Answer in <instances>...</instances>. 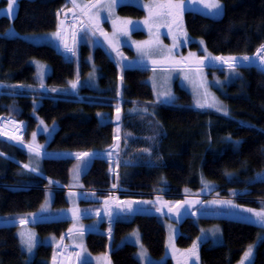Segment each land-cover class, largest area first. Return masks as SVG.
Here are the masks:
<instances>
[{
    "label": "trees",
    "instance_id": "1",
    "mask_svg": "<svg viewBox=\"0 0 264 264\" xmlns=\"http://www.w3.org/2000/svg\"><path fill=\"white\" fill-rule=\"evenodd\" d=\"M222 1L225 12L220 19L187 11L184 17L189 34L202 37L215 54L257 53L264 45V0ZM7 3L8 0H0V7ZM18 3L14 19L0 17V119L17 118L25 123L26 130L25 142L0 133L3 154L0 155V222L20 219L21 215L38 210L49 192L55 195L51 209L67 207L70 204L66 194L70 187L110 190L119 186L148 194L144 196L160 193L181 197L196 194L213 182L218 185L213 195L219 198L264 201V182L257 178L258 173L264 174V72L257 66L240 68L241 83L231 85L226 96L227 115L214 108L194 106L191 95L183 89H178L181 94L178 102L156 101L152 87L144 80L147 71L128 66L121 71L102 45L94 50L95 63L102 75V90L81 87L72 93H61L42 89L36 81L33 59L51 64L50 86H64L76 76L78 56L85 68L84 58L90 48L83 44L80 54L77 52V34L75 55L65 54L59 41L50 35L58 30L59 19L72 9L67 0H19ZM118 10L124 16L144 15V10L131 4H123ZM11 25L21 33L44 34L51 44L2 35ZM16 84L31 87H12ZM102 114L107 118L104 122ZM33 133H36L34 141ZM237 140L239 145L235 143ZM30 144L40 146L39 157L29 151ZM82 152H95L98 157L92 160L81 186L74 187L70 169L75 154ZM37 161L42 173L23 168L29 163L36 166ZM116 168L120 169L119 177L114 172ZM230 185L241 186L236 189V195L223 189ZM51 186L59 188L49 189ZM246 187L251 190L241 193ZM98 195L114 197L111 193ZM81 203L91 205L97 201L81 200ZM120 205L125 207L122 201ZM61 215L37 222L42 216H50L40 214L30 224L42 236L58 242L41 244L32 259L22 247L18 225L0 224V264H57V248L72 230L73 223ZM123 216L116 217L112 239L102 234H86L87 246L93 253H106L109 264H141L136 257V245H118L126 233L138 228L149 253L154 257L164 255L166 229L160 215L134 211L127 218ZM215 222L222 228L223 243H202L201 261L236 264L258 238L260 225L229 218L196 220L195 216H186L180 224L177 244L190 245L200 233L201 225ZM69 238L70 235L66 238L68 243ZM163 264L173 262L168 259ZM253 264H264V240L257 247Z\"/></svg>",
    "mask_w": 264,
    "mask_h": 264
},
{
    "label": "rangeland",
    "instance_id": "2",
    "mask_svg": "<svg viewBox=\"0 0 264 264\" xmlns=\"http://www.w3.org/2000/svg\"><path fill=\"white\" fill-rule=\"evenodd\" d=\"M19 0H17L16 6H15V12L14 16H9L6 9L7 5L0 7V17L6 16L9 17L10 19H14L15 16L17 15L18 12V3ZM124 1L123 3H120V5L123 4H131L135 5L142 10H144V16L142 17H132V16H127L131 19H133L134 24L136 22H139L138 27L134 28L132 30L130 37L127 36H122L119 38L120 41V52L123 53V57L125 58L122 62L120 61V57L117 56L115 51H112L110 45L108 42L104 39V37L99 36L97 34V38L101 39L103 43H105L106 47H109V50L113 54V56L116 58L118 61L119 65L121 68H125L128 66L129 68H139L142 70H146V75L144 80L149 83V85L152 87L154 98L156 101L163 102V98L158 100V94L163 93L165 91H170L172 96L175 97V99L172 102L169 103H175L179 101V98L181 97L180 92L178 89H183L189 92L192 98V103L194 106L200 107V104H204V107H209V108H214L215 107H210L212 103L211 97H215L216 100H218L223 106H225L228 110V104L226 101V96L230 93V86L235 84V83H241L242 79V74H241V67H238L237 70L234 72L230 70L227 66V64H224L221 61H206L204 65H199V67L202 68V72H197L196 68L198 65L196 64V60L199 58H202L208 54H211L213 57H220L223 56L225 58L230 57V56H235V57H243V56H249L253 57L254 60H256V54H215L211 52L204 39L202 37H194L189 34L187 28H186V23H185V13L187 11H193L202 15H206L208 17H211L213 19H220L225 12V5L222 0H220V3L223 6V13L220 16H211L209 14V10L204 7L203 4L201 3H194L193 0H184V12L182 15V20L178 21L176 24L171 25V31H169V27L167 24H164V26H161L159 28V38L162 41L163 45L166 48H172V56L176 60H183V63L181 64H157L153 65L150 60H144L141 62L138 58V53L135 48V43L136 42H142V41H147L149 39H152L155 34H156V29L153 28L152 34L150 35L149 33V28L147 25L143 23L145 18L148 16V12L146 8H143L139 6L137 3V0H122ZM86 2V0H77L78 4H82ZM151 0H140V4H149ZM117 9V10H116ZM115 9V15L111 18H109L107 12H102L101 13V26L103 30L110 35L112 34L109 32V29L106 27V20L105 18H109L111 23L113 19H116L117 17L120 18L119 10L118 8ZM68 21H73L75 25L74 32L77 31L78 26L80 27L78 21L80 20L79 13L77 12L76 15L74 16L73 12L70 11V13H67L65 16ZM62 17V18H63ZM124 19V17H121ZM60 24V21H59ZM113 27V25H112ZM132 27V26H130ZM12 30V34L6 36L5 33H8L9 30ZM114 29V28H113ZM186 33V37L181 35V33ZM76 33V32H75ZM63 34V33H62ZM2 35L6 37H21L26 39L27 41H30L35 44H41V43H48L51 44L49 41V38L45 36L44 34L40 33H21L19 32L14 25H11L9 28L6 29L2 33ZM82 33H78V42H77V52L80 54L81 48L83 44L89 43V44H94V39L90 38L87 40L82 39ZM64 36V35H63ZM173 36L176 37L175 41L173 40ZM73 38V37H72ZM105 40V41H104ZM59 41V40H58ZM176 44L177 47L173 48V44ZM105 45H103L105 47ZM59 46H62V43L59 41ZM73 46V45H72ZM105 47V48H106ZM62 48V47H61ZM107 49V48H106ZM205 49L207 51H205ZM115 52V53H114ZM192 53L194 54L191 58H189V54ZM112 56V57H113ZM113 57V58H114ZM155 59H159L158 56L153 57ZM76 76L72 79L69 80V83L64 86H50L48 84V76L51 73L52 67L51 64L45 60L41 59H33L32 63L36 68V81L38 83V86L42 89H56L57 92L61 93H72L75 89L71 87V82L77 81L78 80V86L76 89L81 88V87H89L91 89L100 91L103 89V86L100 82V77L102 76L99 70L98 65L94 62L95 59L92 57V55H87L84 58V61H87L86 66L82 65V58L80 56L77 57L76 59ZM120 61V62H119ZM258 63V61H256ZM40 65H44V68L41 69ZM211 65H218V66H211ZM95 66V68H93ZM243 67V66H242ZM94 71V76H90V73H93ZM201 81L204 82V86H201ZM219 81V83H217ZM41 83H43V87H41ZM18 88H24V87H31V85H24V84H16ZM205 87L207 88V92L210 94L209 97H205L203 95ZM199 102V103H198ZM165 103V102H164ZM3 121H7L11 126H13L11 131L13 132L12 134H7L8 130L4 129L2 127L1 129V123ZM104 122V120H102ZM26 130V125L24 122L17 118H2L0 119V133L14 139V137L19 136L21 139L18 141L23 142V137L25 134ZM240 142V140H237ZM93 157L91 159H94ZM88 158H84L85 161H87ZM90 163H81L80 164V177L79 180H75L73 177V172L71 176V185L74 187H79L81 186V180L85 173L87 172L88 168L90 167ZM79 161L76 159L73 163V165H77ZM117 169V168H116ZM115 169V170H116ZM41 172V171H38ZM115 172V171H114ZM42 173V172H41ZM238 181V179H237ZM240 181V180H239ZM118 187V186H117ZM218 185L216 183L211 182V184L201 188L200 190L196 191V194H191V195H183L181 197L178 196H166L164 194L160 193H155L151 196H133V195H128L123 196L121 199V195L118 196L115 194V198L111 199L114 201V203L119 204L118 208V216L119 215H126L131 212H124L121 209L120 202L122 201L123 204L125 205V202L129 201H151L152 203H138V204H133V208L135 211L138 208H142L145 210V212L149 211H155V213H159L160 216L162 217V223L164 224V227L166 229V246H165V253L161 257H154L152 256L147 247L143 244L142 242V237H141V232L139 231L138 228L132 229L130 232L126 233L120 240L118 245L123 246L126 243H131L137 246V251H136V257L139 260L141 264H163L166 260L171 259L173 264H183L184 261V253L189 250L194 243H198V254L197 256H193L189 259L188 264H203L200 258V248L202 243L210 241L212 245H219L223 243V232L222 228L219 223H211L209 225H201L200 227V233L193 239V241L190 243V245L186 247H182L177 244V239L178 236L181 233V222L186 216H195L196 220L199 217H205V218H229V219H236V220H242V221H249L251 222L248 217H250L252 214L248 213L245 211L246 209H254V210H260L262 207H264V201H257L255 203H251L248 201H241L236 198H226V197H218L214 196L213 190L216 189ZM59 187L56 186H51L49 189H58ZM241 188L236 187L234 185L230 186H225L223 189H227L232 192H236V189ZM75 188H69L67 189V194L66 197L69 201V206L67 207H58V208H53L51 209V204L55 198V195L52 192H49L45 198V201L43 202L42 206L45 205L47 201V209L42 211V206L33 212L26 213L24 215H21L20 219L16 220H7L4 222H0V224H8V225H18V236L21 241L20 233L25 232V231H31L35 234L36 239L38 241L37 247L33 249V253L29 254L26 250V248L22 245L23 249L27 252L28 257L32 259L36 253L37 249L41 244H49L53 243L58 244L57 241H54L52 238L49 236H42L32 225H30L34 220L29 219L31 214H36V219L39 217L40 214H49L50 216H42L40 217L38 221H46V220H51V219H56V215H61V214H68L70 215L71 219L73 218H78L77 216H74L72 213V209L75 208L78 210L77 215H81L80 210L84 211L85 215H88L87 212H92L93 210L100 209L101 211H104L105 209V201L110 200L108 199L107 195H98L100 194V189L98 188H90L86 189L85 191L88 195L84 196L81 195L83 192L80 189ZM251 190V187H246L241 191L243 192H248ZM94 194V195H93ZM157 197H159V200H157ZM112 198V197H111ZM96 200L97 203L91 204V205H85L81 203V200L87 201V200ZM215 200H231L234 205H239L240 207H229V206H222V205H214L211 202ZM185 201H190L192 203H185L183 207H180L177 202H185ZM110 203V202H109ZM109 205V204H108ZM106 205V207H108ZM163 208V212L157 211V209ZM169 208L173 209L172 211H169ZM93 213V212H92ZM137 213H144L141 210H137ZM179 213V215H177ZM62 218V216H60ZM90 217L89 219H86L82 222V226L85 228L90 229V225L92 221H95L93 216H88ZM113 217V214H112ZM68 218V217H67ZM111 218V217H110ZM27 220L28 222L26 224L20 223L21 220ZM112 221V218H111ZM169 227H171L172 231L170 232ZM109 228H111V233L113 232V225L112 224H107L105 223L104 225V231H109ZM219 228L220 231L213 234L214 230ZM203 230V233L202 231ZM90 233V232H88ZM134 233L139 234V238H137ZM73 236L70 237V243H68L66 240H62L60 246L57 248L58 251V261L57 264H60V257H61V252H70L72 250H76L75 247H78L79 244L75 241L76 239L79 238H86L85 236L82 235H74L73 233L71 234ZM109 235V232H108ZM112 235V234H110ZM171 237V241H170ZM198 237H203L202 242L198 241ZM111 238V236H110ZM112 239V238H111ZM264 240V227L260 226V232L258 238L251 243L249 246L252 247V255L247 259L244 260V264H253L257 247L259 243ZM22 244V243H21ZM141 245H143V248L147 250V257L141 258L139 253L141 251ZM249 246L245 249L243 252V255L241 256V259L236 263V264H241V261L244 259V254L245 252L248 251ZM79 248V247H78ZM85 248V247H84ZM86 249V248H85ZM80 264H83V261L87 258H90L91 256L97 257L99 259L100 264H106V258L107 254L104 252L100 253H88L89 250L86 249L85 252H81L80 248ZM79 253V252H78ZM79 261L78 259L76 260ZM62 264H66L63 262Z\"/></svg>",
    "mask_w": 264,
    "mask_h": 264
},
{
    "label": "snow or ice",
    "instance_id": "3",
    "mask_svg": "<svg viewBox=\"0 0 264 264\" xmlns=\"http://www.w3.org/2000/svg\"><path fill=\"white\" fill-rule=\"evenodd\" d=\"M71 4L73 5V8L70 9V11L73 12L74 16L76 13H79L80 20L78 21L80 27L78 31L82 33V39L87 40L92 37H96L97 34L99 36L104 37V39L108 42L111 49L116 52L117 56L120 57V61L122 62L125 58L123 57V53L120 52V41L119 38L122 36L130 37L132 30L134 28L138 27L139 22H134L130 19H120L117 17L116 19L112 20V25L114 28V32L109 35L107 32H105L101 26V13L107 12L109 18L113 17L115 15V9L117 7V4L120 2V0H86V2L82 4H78L77 0H70ZM194 3H201L204 5L206 9L209 10V14L211 16H220L223 13V6L220 3V0H193ZM17 0H8L7 3V13L8 15L14 16L15 12V6H16ZM137 3L139 6L146 8L148 12V16L145 18L143 23L148 26L150 35L152 34L153 28L156 29V34L152 39H149L147 41L142 42H136L135 48L138 53V58L141 62L144 60H150L153 65L157 64H181L183 63V60H176L172 56V48H166L162 41L159 38V28L161 26H164V24H167L169 27V31H171V25L176 24L178 21L182 20V15L184 12V0H151L149 4H140V0H137ZM57 15L59 16L60 13L58 12ZM63 23V22H61ZM132 26V27H130ZM12 34V30L10 29L8 33H5L6 36ZM52 37L59 40L63 45V52L72 53L75 55V47L76 44V35L77 33H73L72 38V45L70 46L67 40H65L63 34H62V28L58 29L56 32L50 34ZM181 35L186 37V33H181ZM176 37L173 36V40L175 41ZM177 47V45L174 43L173 48ZM205 51H207L205 49ZM194 54L190 53L189 58H191ZM158 56L159 59H155L153 57ZM206 61H221L224 64H227L228 68L232 71H236L238 67L242 66H257L261 71H264V45H261V47L257 50L256 54V60H254L253 57L249 56H243V57H213L211 54H208L202 58H199L196 60V64L198 67L196 68L197 72H202V68L199 67V65H204ZM258 61V63L256 62ZM40 68L43 69L44 65H40ZM95 68V66H93ZM123 71V68L121 69ZM90 76H94L93 73L89 74ZM123 79V76H121V80ZM219 83V81H217ZM78 86V80L71 82V87L73 89H76ZM201 86H204V82L201 81ZM17 87V86H12ZM41 87H43V83H41ZM52 91H57L56 89H52ZM203 95L205 97H209L210 94L207 92V88L205 87ZM163 98V102L169 103L172 102L175 97L172 96L170 91H165L163 93L158 94V100ZM212 103L208 106L215 107L217 111L223 112L225 115L228 114L227 108L223 106L218 100H216L215 97H211ZM199 103V102H198ZM200 107H204V104H200ZM119 106H117V119H119ZM43 123V121H41ZM45 131H47V127L45 126ZM33 141L36 138V133L32 134ZM15 140H20L21 138L19 136L14 137ZM150 139H154L150 138ZM237 145H239V141L235 142ZM29 151L33 154H35L37 157L41 155L40 146L38 145H28L27 146ZM145 152H149V149H145ZM0 155H3L0 153ZM110 155V154H109ZM76 159L79 161L77 165L73 168V177L75 180H79L80 177V164L81 163H90L91 159L93 157H98V154L95 152H82V153H76L75 154ZM84 158H88L87 161L84 160ZM24 169H27L31 172H38L39 171V164L38 161L36 162V166H32L31 163L24 164ZM257 178L264 182V174H257ZM115 188L116 185H113ZM233 195H236L235 192L232 193ZM81 195L87 196V193H82ZM94 195V194H93ZM157 200H159V197H157ZM105 205L109 204V201L106 200ZM138 203H152L151 201H129L125 202V208L124 210L127 212H133L135 209L133 208V204ZM185 203H192L190 201L185 202H177V204L180 207H183ZM212 204L216 205H222V206H229V207H240L239 205H234L231 200H215L211 202ZM264 203V202H262ZM47 209V201L45 205L42 206V211ZM173 209L169 208V211H172ZM72 213L74 216H77L78 210L73 208ZM157 211L163 212V208L157 209ZM248 213H251L252 215L248 217V219L252 223H256L260 225L261 227H264V207H262L260 210H254V209H246ZM179 215V213H177ZM109 217H111V212H109ZM29 219L35 220L36 214H31ZM27 220H21L20 223L26 224ZM111 223V219H110ZM170 232L172 231L171 227H169ZM72 231L71 229L69 230ZM203 233V230H201ZM220 229L217 228L214 230L213 234L219 232ZM83 233L81 232V235ZM111 234V228H109V235ZM134 235L139 238L138 233H134ZM21 237V243L26 248L27 252L29 254L33 253V249L37 247L38 241L36 239V236L31 231H25L20 233ZM203 237H198L197 240L202 242ZM171 241V237H170ZM81 250V252H85L86 249L82 246H78ZM198 254V243H194L192 247L187 250L184 253V261L183 264H188V261L191 257L197 256ZM77 259H80V253L74 254ZM141 258L147 257V250L143 248V245H141V251L139 253ZM252 255V247L249 246V249L244 254V259L241 261V264H244V260H247ZM83 264H87V260L85 259L83 261Z\"/></svg>",
    "mask_w": 264,
    "mask_h": 264
},
{
    "label": "crops",
    "instance_id": "4",
    "mask_svg": "<svg viewBox=\"0 0 264 264\" xmlns=\"http://www.w3.org/2000/svg\"><path fill=\"white\" fill-rule=\"evenodd\" d=\"M67 1H69V3H71L70 2V0H67ZM124 1H122V0H120V2L117 4V7L116 8H118L119 9V7L121 6L120 5V3H123ZM72 5V4H71ZM73 6V5H72ZM117 10V9H116ZM145 15V14H144ZM143 15V16H144ZM121 17H124V19H130V20H132L133 21V19H131V18H129V17H127V16H124V15H120V19H122ZM105 20H106V27L109 29V32H111V33H113L114 32V29H113V27H112V23H111V21H110V19L107 17V18H105ZM77 34L79 33V31H78V29H77V31H75ZM109 34V33H108ZM110 35V34H109ZM93 39H94V44H89V43H86L87 45H88V47L90 48V52H89V54L88 55H92V57H94V50L98 47V46H100V44L102 45V42H101V40H99L98 38H97V36L96 37H92ZM95 62V61H94ZM85 63H88L87 61H85ZM211 66H218V65H211ZM101 74V73H100ZM104 114H102V115H100V117H101V119L102 120H107V118L105 117V116H103ZM90 166V165H89ZM73 168H74V165H72V167H71V169H70V176H72V170H73ZM89 169V168H88ZM125 206V205H124ZM105 210L104 211H101L100 209H96V210H93L92 212H87V214L88 215H85L84 213H86V212H84V211H81L80 210V212L79 213H81V215L77 218V219H75V220H73V219H71V217H70V215H68V214H62L61 216H62V218L63 219H70L71 221H73V223H72V225H71V228H72V233L74 234V235H81V232L83 233L82 234V236H85L86 234H88V232H90V233H95V234H105V235H108V232L109 231H104L103 229H104V225H105V223H110V219L112 218V216H111V218L109 217V212H108V209H107V207H106V205H105V208H104ZM137 210H141V211H143V212H145V210L144 209H142V208H138ZM136 210V211H137ZM134 212V211H133ZM132 213V212H131ZM90 215H93V218H94V220L95 221H92L91 222V225H90V229L89 228H85V227H83L82 226V222L84 221V220H86V219H88V218H90V217H88V216H90ZM129 216V214H126V215H124L123 217L124 218H127ZM68 217V218H67ZM71 236H73V235H71ZM76 242H77V244H79V245H82L83 247H85L87 250H89L88 251V253L90 254V253H93L90 249H89V247L87 246V243H86V238H79V239H76L75 240ZM76 248V250H77V253L79 252L80 253V251H79V248L78 247H75ZM89 262H93V263H95V264H100V262H99V259L97 258V257H94V256H91L90 258H87V264L89 263ZM110 263V259H109V256L107 255V258H106V264H109ZM77 264H80V259H79V261H77Z\"/></svg>",
    "mask_w": 264,
    "mask_h": 264
},
{
    "label": "bare ground",
    "instance_id": "5",
    "mask_svg": "<svg viewBox=\"0 0 264 264\" xmlns=\"http://www.w3.org/2000/svg\"><path fill=\"white\" fill-rule=\"evenodd\" d=\"M60 24H59V29L62 28V33L64 35V38L65 40H67V42L69 43L70 46H72V37H73V33H74V29H75V25L73 23V21H68L66 18H60ZM63 22V23H61ZM101 40V39H99ZM105 41V40H104ZM106 43V42H105ZM101 45V44H100ZM62 49H63V45L61 46ZM106 47V46H105ZM109 48V47H108ZM113 51V50H112ZM111 52V51H110ZM115 53V52H114ZM120 62V61H119ZM122 67V66H121ZM124 68V67H123ZM264 72V71H263ZM78 95V94H77ZM121 125V124H120ZM2 127H4V129L8 130L7 134H12L13 132L11 131V129H13L11 126V124H9L7 121H3L1 123V129ZM120 154V153H119ZM121 167V166H120ZM115 174H117V176L119 177L120 176V169H116L115 170ZM116 176V177H117ZM118 180V179H116ZM120 185V184H119ZM70 188H73V187H70ZM87 188H80V191L82 190V192H85L87 191L86 190ZM116 189L118 190V196H120L122 198V195H136V196H144V195H148L147 193H144V192H138V191H133V190H129V189H123L121 187H116ZM79 190V189H78ZM77 190V191H78ZM89 193V192H87ZM116 194V192H115ZM155 194V193H152V195ZM156 195V194H155ZM109 205H108V208H115L119 206V204H116L114 203V201L110 200L109 201ZM118 211H119V208L117 210V216H118ZM150 213L154 214V215H160L159 213H155V211H151ZM131 214V213H130ZM124 215V214H123ZM70 220V219H69ZM108 224V223H107ZM114 227V224H115V220H112L111 223ZM71 234L72 232H70L69 234H67L65 237H64V240H66L67 236L70 235L71 237ZM112 235H106L108 237L111 236V238H113V232L111 233ZM70 239V238H69ZM70 241V240H69ZM75 253H77V250H72L70 252H61V257H60V264H62L63 262H65L66 264H75L76 263V260H77V257L74 255Z\"/></svg>",
    "mask_w": 264,
    "mask_h": 264
},
{
    "label": "built area",
    "instance_id": "6",
    "mask_svg": "<svg viewBox=\"0 0 264 264\" xmlns=\"http://www.w3.org/2000/svg\"><path fill=\"white\" fill-rule=\"evenodd\" d=\"M117 153L119 154L120 151H117ZM100 191H105V190H101V189H100ZM113 191L116 192V195H118V190H117V189H116V190H113ZM117 210H118V208L115 207V208H114V212L117 213ZM123 211L126 212L124 209H123Z\"/></svg>",
    "mask_w": 264,
    "mask_h": 264
},
{
    "label": "flooded vegetation",
    "instance_id": "7",
    "mask_svg": "<svg viewBox=\"0 0 264 264\" xmlns=\"http://www.w3.org/2000/svg\"><path fill=\"white\" fill-rule=\"evenodd\" d=\"M91 216V215H90ZM93 216V215H92ZM77 217H79V215H77ZM75 219H77V218H73V220H75ZM102 235H105V234H102ZM119 243V242H118ZM88 264H95V263H93V262H89Z\"/></svg>",
    "mask_w": 264,
    "mask_h": 264
},
{
    "label": "water",
    "instance_id": "8",
    "mask_svg": "<svg viewBox=\"0 0 264 264\" xmlns=\"http://www.w3.org/2000/svg\"><path fill=\"white\" fill-rule=\"evenodd\" d=\"M23 142H25V139H23ZM69 153H65V155H68Z\"/></svg>",
    "mask_w": 264,
    "mask_h": 264
}]
</instances>
